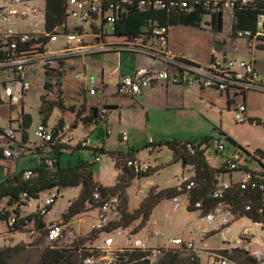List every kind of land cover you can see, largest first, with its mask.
<instances>
[{
	"label": "rangeland",
	"instance_id": "374dc122",
	"mask_svg": "<svg viewBox=\"0 0 264 264\" xmlns=\"http://www.w3.org/2000/svg\"><path fill=\"white\" fill-rule=\"evenodd\" d=\"M39 1L43 10L44 0ZM39 14L41 18L44 17L43 12L40 11ZM66 24L70 28L82 25V21L79 18L68 16ZM95 25L98 26L99 21L95 22ZM82 27L84 30H88L89 22L83 24ZM107 29L108 31L112 30L111 24L107 26ZM64 31L65 28L63 27L57 40L47 44V54L57 52L59 55L67 47L68 41L66 33H63ZM230 31L227 26L219 32L209 28L173 26L169 31L170 46L175 52H192L193 58L205 62L211 54L218 58L225 56L227 58L238 57L251 60L261 73L260 76H264V50H256V48L250 47L251 42L247 38L232 37ZM93 43L96 45L95 42ZM217 43H221V45L219 44V46ZM103 49L105 50L102 51H106L107 48L103 47ZM90 52L62 57L60 62L66 73L62 76H55L53 79L43 76L42 71L34 77L32 70H28L27 79L32 82L31 89L22 95L18 105H11L7 100L0 104V128L7 129L12 126L15 129L16 139L21 141L22 135L26 134L27 138L23 140V145L27 147L40 145L41 141L36 137L35 129L42 122L41 107L43 98H49L47 100H50L53 97L55 99V96L48 95L49 91L44 87V83L49 86L51 92L62 91L64 97H66L65 105L67 107H70V104H81L84 99L87 100V105H89L90 102L96 100V97L88 94L84 95L83 81H78L74 75L78 71L81 72L82 77H84V72L87 75H94L97 79V85L102 89L104 102L109 105H116L117 109L108 111L106 121H99L97 126L77 123L75 128H69L68 132L72 136L70 146L75 147L79 144L80 139L89 137L91 140L90 147H102L106 153H101V160L94 162L91 149L74 148V150H71L74 152L64 153L62 158L71 163L79 158L94 162L92 165L93 180L100 183L103 188H111L115 185L119 170L115 166V161L107 152L118 149L126 154L133 147L136 159L149 165L151 169H154V172L147 176H134L130 180L124 191L127 210L137 209L151 190L160 192L176 188L181 183L186 182L194 173L190 166L183 167L180 161L173 162V152L167 146H152L148 149L146 146H148L150 139L154 140L155 143L159 140L202 139L213 134L214 128H219L251 155L257 150L264 152L263 92L248 91L243 111H236L235 104L241 102L240 98L233 100L232 93H230L227 100L226 96L224 94L220 95L218 90L202 87L198 82H194L192 85L168 83V89H164L165 86L158 83V85L145 88L141 94L132 100L130 97L117 94L116 84L125 70L136 66L137 54L130 52L100 53L95 49L94 52ZM130 56H132L131 60L129 59ZM38 64L39 62L33 63L29 66V69H36ZM83 64H85V68ZM69 107L66 108L65 113H62L64 110L53 107L48 117L47 127L51 129L63 114L66 119L65 123L71 124L74 118L68 112ZM237 113L244 119L243 122L235 119ZM22 115L26 117L27 121V125L23 129L20 126V122L23 120ZM248 118L257 121L258 124H251ZM124 132L128 134V140L119 141V137ZM1 141H5V138H1ZM228 149L230 152L236 150L239 155L238 164L240 166L246 165L254 170L260 169L261 165L256 159L238 150L236 146L227 141L226 151ZM15 151L16 153L19 151L18 146L15 147ZM24 152L28 153L27 150H24ZM207 160L211 166L221 165L220 156L214 154V152L207 155ZM36 161L37 156L33 154L15 159H0V181L7 177L6 165H9L8 163L13 162L15 165L21 163L22 166L27 167L36 163ZM261 162L264 164V157ZM228 176V173L224 174V179H228ZM233 177L237 178L235 175ZM81 191V186L61 187L58 198L46 215L47 220L61 222L62 214L67 209L69 200L77 198ZM39 196L38 200L32 199L25 210H35L36 205L47 197V192ZM176 197L178 203H175L173 198L160 200L152 210L148 220L143 224L142 218H139L131 222L124 230H118L111 234H101L96 244L103 247L101 250L105 252V255L99 257L96 252L89 249L88 253H94L95 255L83 259L84 256L88 255L84 254L87 253V250L78 251V264H106L113 261L117 251L121 250L123 246L133 245L136 238L141 239L144 246L155 248L168 245L169 238L181 237L183 234L186 237L188 235V238L194 241L196 253L200 257V264H207L210 254H216L218 250L231 247L230 243L222 240L221 232L228 241L240 238L245 232L251 233L253 239L249 244L250 251L264 254L262 239L264 228L260 223L254 222L246 215L236 218L229 215V222L226 225L227 223L224 222L226 215L218 212L215 213V218L210 223H206L200 210L189 211L187 209L188 199L186 194H179ZM96 219L97 213L94 211L78 215L68 221L69 223L66 222V224H63L65 231L55 245L60 246L58 248H63L74 242H79L82 237L86 236V233L91 232L93 225L96 224ZM50 223L46 221L44 224L47 226ZM196 225H201L210 232L213 230L216 232L202 236L199 232H192ZM5 229V222H0V248L7 244L15 246L17 250L10 253L11 258L8 264H35L44 250L47 249L44 241L46 227L38 232L33 227L32 233L30 228L23 227L21 231H16L7 236L9 238L8 242H6L7 239L3 235ZM150 230L156 231L159 236L149 235ZM108 236L111 237L112 243L106 245L105 239Z\"/></svg>",
	"mask_w": 264,
	"mask_h": 264
},
{
	"label": "trees",
	"instance_id": "16d2710c",
	"mask_svg": "<svg viewBox=\"0 0 264 264\" xmlns=\"http://www.w3.org/2000/svg\"><path fill=\"white\" fill-rule=\"evenodd\" d=\"M112 2L117 3L116 1ZM140 2L141 0H130L129 4L120 3L119 9H115V13L113 14L114 19L111 23H107L106 19L101 17L100 13H94L91 15L90 21H87L89 22L88 30H84L82 26L86 21H82V25L68 28L66 21L67 17L70 15L67 12L66 0H45V26L49 32H56L57 34H61V30L64 27L65 31L63 33L75 31L84 36L87 35V38L85 37V43L95 42L97 44L101 41H115L121 44L124 42L133 43L134 40L138 39L140 36H144L145 39H148V37L146 38L145 31L154 26H166L169 28V31L173 26H191L203 29L200 22L203 15L208 13V10L202 5L190 9L189 6L183 7L181 5H166L163 3L164 5H161V8H154L148 4L146 0H143L142 4H140ZM256 4L258 6L256 9L250 7L241 9L235 8L232 27L238 29L254 28L256 16L264 8V1L256 0ZM115 6L117 7V5ZM104 8L106 9V6H104ZM218 19L220 20L219 16ZM97 21H99L98 26L95 25V22ZM109 24L112 26L111 31H108L107 29ZM223 28L221 22L217 21L214 30L219 32ZM230 32L233 34L232 30ZM232 37L234 36L232 35ZM218 44L221 45V43ZM256 50H264V44L256 46ZM100 53H118V51L106 50L100 51ZM59 60L60 59H58V61ZM64 73H66L65 69L59 72L56 76H62ZM44 74L45 76H50L48 72H45ZM80 81H83L84 95L88 94L95 96L96 100L87 105V100L84 99V102L81 104H70L71 106H68V112H70L74 118V121L70 124V129L75 127L77 123L94 126L101 120L106 121L107 112L117 108L116 105H109L104 102V95L102 94V89L97 85V79L96 94H90L88 92L84 79ZM248 91H246V93ZM252 91L257 90L253 89ZM219 93L220 95L224 94L226 97H229L227 93L220 91ZM246 93L242 97L244 106ZM59 94L60 95L56 99H52L51 102L48 101L47 98H43V105L41 107V119L43 123H46L53 107H58L64 111L68 108L65 105L66 97H64L62 91H59ZM127 97L134 100L136 96ZM22 116L23 120L20 122L21 129L27 125L26 117L24 115ZM248 121L251 124H258L257 121H253L250 118H248ZM64 123L63 117H60L57 120L56 124L51 128L55 135ZM213 131V134L205 136L202 139L159 140L157 143L150 141L147 144L148 146H146L147 148H152V146H167L173 152V162L181 161L183 166L190 165L194 173L186 182L181 183L176 188L160 192L157 190H151L139 207L131 211L127 210L128 207L124 198L125 189L128 187L130 180L134 176H147L154 172L153 169H150L146 173H134L131 168L126 166L125 161L128 158L126 155L127 153L123 154L118 149L108 151L107 153L115 161V166L119 170V174L113 187L103 188L100 183L93 180L92 165L94 162H88L81 158L77 159L74 163L68 161L65 164L60 161V157L63 153L74 152L71 151L72 149L74 150V148L81 150L91 149L92 156L96 154L95 152H105L103 148H91L88 146L90 143L86 146L81 145V140L89 137L80 139L78 142L79 144L75 147L70 146V138L67 142L59 143L58 145H50L48 142H42L40 145H35V148L29 149L30 153H28L37 156L38 159L31 168H28L32 173L31 176L27 179L24 178V172L27 170L24 169L19 170L11 177H6L0 181V222L4 221L6 224V229L3 232V235L7 239L6 242L9 241L7 236L16 231H21L23 227L30 228L32 233L33 227L35 228V231L38 232L40 229H44L49 225L46 226L44 224L45 216L51 210L54 201L58 197L47 207V213L45 215L39 214L36 209L32 212L26 213L27 211L25 210V207L28 206L32 199L38 200L40 194L48 192L53 188H57L59 191L61 187H82L80 195L77 198L69 200L68 207L61 217L62 224H66V222L76 216H80L90 210H94L97 213L99 203L95 202L92 198V188L96 183L100 184L103 197L107 194L119 195L123 203L119 216L115 219L109 220L108 223L100 229H92L91 232L86 233V236L82 237L79 242H74L63 248H58L60 246L55 245L62 236L55 241H48L46 239V231L44 241L46 242L47 249L44 250L35 264H78V251L87 250V253L84 254L88 255L84 256L83 259L95 255L94 253H88L89 249H91L92 252H96L99 257L105 255V252L101 250L103 247L96 244L101 237V234H111L117 230H124L131 222L139 218H142L143 224L148 220L152 210L160 200L164 198H173L179 194H186L188 199L187 209L189 211L200 210L202 217L220 205L229 208L230 216L232 218L246 215L254 222L260 223L264 228V189H241L235 182L242 176L244 171L251 170L254 177L259 180V183L264 185V164L261 162V159L264 157V152L257 150L251 155L219 128H214ZM212 135L223 137L225 144L228 141L236 146L238 150L245 152L247 155H251L252 158L256 159L261 165L260 169L254 170L248 168L246 165L239 166L237 169L226 168L222 164L223 157L230 156V154L236 152V150L230 152L228 149L226 151V145L224 150H216L212 148L209 145ZM22 139H26V134L22 135ZM120 140H122L121 136L119 137V141ZM189 142L194 146L195 151L193 154L189 152L186 146ZM43 147L45 148L43 149ZM211 152L220 156L221 165L216 167L210 165L207 160V155ZM0 158L3 157L0 155ZM48 158L52 160V167H49L46 163ZM239 171H242L240 176L233 180L230 177L231 173ZM226 173L229 175L228 179H224V174ZM226 180L230 183V188L224 192L223 197L220 199L213 198L212 190L214 187L220 181ZM190 181H193L194 185L191 188H186V185H188ZM23 193H25V196H22ZM197 203H199V205H197ZM247 205L250 206V209L248 210L246 209ZM12 217H14L15 221L10 224L9 222ZM211 232L214 233L216 231L213 230ZM211 232L207 235L212 234ZM152 249L153 248L151 247L141 248L134 245L123 246L121 250H118L115 254L114 260L109 261L106 264H200L199 254L194 251L181 250L177 247H169L166 249L158 247V252L154 255L152 254ZM15 251H17L15 246H9L7 244L0 248V264H8L9 259L11 258L10 253ZM217 253L226 257L228 260L233 261L235 264H264V261L258 260L249 252L242 249H224L218 250Z\"/></svg>",
	"mask_w": 264,
	"mask_h": 264
},
{
	"label": "built area",
	"instance_id": "2783aa9c",
	"mask_svg": "<svg viewBox=\"0 0 264 264\" xmlns=\"http://www.w3.org/2000/svg\"><path fill=\"white\" fill-rule=\"evenodd\" d=\"M112 1H116L117 3H113ZM146 1L154 8H161V5H164L163 3L166 5H181L183 7L189 6L190 9L202 5L208 10V13L203 15L200 22L203 28L214 30L217 21H220L222 27L227 26L232 30L234 37L249 39L251 42L250 47L256 48V46L264 44V8L256 16L254 28L238 29L232 27L234 9L245 7L256 9L258 8L256 0ZM120 3L129 4L130 0H66V7L70 16L79 18L81 21H86V23L90 21V17L94 13H100L101 17H104L107 23H111L114 19L113 14L115 13V9H119ZM142 3L143 0H141L140 4ZM104 6H106V9ZM40 11L44 14L43 18L39 14ZM168 29L166 26L150 27L145 31L146 38L148 37V39L140 36L133 43L124 42L119 44L115 41H101L96 45L90 42L85 43V36L83 34L69 31L66 33V39L68 41L67 47L61 51V54L58 55L57 52L47 54V44L51 41H56L59 34L49 32L46 29L45 0L43 10L39 0H0V103L4 100H7L11 105H18L20 103L22 95L31 89L32 82L27 79L28 70H32L31 72L34 77L36 74L39 75L38 72L40 71H42L43 76H45V72H48L50 76L45 77L53 79L64 69L59 62L61 60L58 61V59L70 55H78L87 51L94 52V49L96 51H102L105 50L103 47L107 48L106 50L139 53L148 60L147 63L138 65L130 73L120 77L119 82L116 84V91L122 96H137L143 89L158 82H168L174 85H192L194 82H198L202 87L214 88L228 95L232 93L233 100L240 98L241 102L235 104L236 111H243L245 106L242 102V97L246 91L254 89L264 92V76H260L261 73L253 61L238 57L227 58L222 56V58H218L214 54H211V57L206 62L198 61L193 56L190 57L187 52H175L171 48ZM35 62H39L37 68L29 69V66ZM83 67L85 68V64H83ZM74 77L78 81L84 79L88 92L90 94H96V77L94 75H87L84 72V77H82L81 72L78 71ZM44 87L49 91L48 95L55 96V99L60 95V90L51 92L46 83H44ZM235 119L237 121L244 120L238 113L235 115ZM69 128L70 124L65 123L55 135L52 129H49L45 123L40 122L35 129V135L40 139V143L48 142L50 145H58L59 143L68 141L69 137L67 132ZM1 138H5V141H1ZM121 138L127 141L128 134L124 132ZM89 143V138L81 140V145L83 146ZM23 144L16 139L15 129L12 126H9L7 129L0 128V155L3 157L2 159L20 158L25 154L24 150L30 153L29 149L35 148V145L27 147ZM209 145L216 150H224L226 144L223 137L212 135ZM16 146L19 148L17 153L15 151ZM186 146L189 152L193 154L195 151L193 144L189 142ZM100 158L99 154L92 156L95 162L99 161ZM238 158V153H232L230 156L223 157L222 164L228 169H237L240 166L238 164ZM46 163L49 167H52L51 159L48 158ZM125 163L134 173L138 174L146 173L151 169L149 165L141 163L134 157L126 159ZM31 174L30 169H27L24 172V178H29ZM235 182L241 189H264V185L259 183V180L254 177L251 170L244 171L242 176ZM193 185V181H190L186 185V188H191ZM228 188H230L229 182L220 181L212 190V197L220 199ZM22 196H25V193ZM58 196L59 191L57 188L49 190L47 197L36 205V211L41 215H45L47 213V207ZM92 198L95 202L99 203L96 224L93 225L92 229H100L107 221L119 216L122 201L118 194H107L103 197L100 184L96 183L92 188ZM173 201L178 203L176 196L173 197ZM246 209H250V206L247 205ZM216 212L224 213L226 215L224 222H229V208L220 205L204 216L205 222L210 223L215 218ZM14 221L15 219L12 217L9 223L11 224ZM46 231V239L48 241H55L63 235L65 228L61 222L55 221L46 227ZM193 231L195 233L199 232L202 236L210 232V230L203 228L201 225H196L192 229ZM148 233L152 236H159L156 231L150 230ZM220 234L224 242L231 244L229 249H242L252 254L258 260L264 261V254L250 251L249 244L253 239L251 233L245 232L240 238L234 241H228L223 232ZM262 239L264 242V232ZM105 242L109 245L112 239L107 238ZM168 243V245L162 247L166 249L172 246L181 250L196 252L194 241L189 239L188 235L187 237L183 234L181 237L169 238ZM133 245L141 248H149L144 246L142 240L139 238L134 240ZM157 249L158 247L153 248L152 254L155 255L158 252ZM211 256H213V259L207 264H235L233 261L228 260L218 253H213Z\"/></svg>",
	"mask_w": 264,
	"mask_h": 264
},
{
	"label": "crops",
	"instance_id": "0c3cea01",
	"mask_svg": "<svg viewBox=\"0 0 264 264\" xmlns=\"http://www.w3.org/2000/svg\"><path fill=\"white\" fill-rule=\"evenodd\" d=\"M170 41H171V39H170ZM119 53V52H118ZM189 53L190 52H188V55H189ZM192 53V52H191ZM135 54H137V53H135ZM193 54V53H192ZM190 56V55H189ZM194 56V55H193ZM191 57V56H190ZM211 57V55L208 57V59ZM131 58H132V56H130L129 57V59L131 60ZM137 64H136V66H132L131 68H129V69H127V70H125L124 71V73L123 74H128V73H130L133 69H135L138 65H140V64H145V63H147L148 62V60L144 57V56H142L141 54H137ZM196 59V58H195ZM196 60H198V59H196ZM198 61H200V60H198ZM204 61V60H203ZM158 83H162L165 87H164V89H168V82H158ZM154 85H158L157 83L156 84H154ZM153 85V86H154ZM227 98V100L229 99V97H226ZM48 101H52V99L51 100H48ZM79 106V105H78ZM78 109V108H77ZM117 109V108H116ZM113 110H115V109H113ZM51 112V111H50ZM66 111H64V112H62V113H65ZM63 116H64V114H63ZM62 116V117H63ZM63 119H64V122H65V117H63ZM74 121V120H73ZM47 122H48V119H47V121H46V125H47ZM57 122V121H56ZM99 123V122H98ZM97 123V124H98ZM97 124L96 125H94V126H97ZM77 125V124H76ZM75 128V127H74ZM93 131V130H92ZM92 133V132H91ZM68 135H69V138H70V143H71V135H70V133L68 132ZM27 138V137H26ZM91 141V140H90ZM149 141H151V142H154V140H149ZM19 142H23V139H22V141L21 140H19ZM90 145H91V142H90ZM89 145V146H90ZM92 148V147H91ZM100 148H102V147H100ZM94 149V148H93ZM46 151V150H45ZM96 154H101L100 152H95ZM123 153V152H122ZM64 154V153H63ZM62 154V155H63ZM28 155V153H25V154H23L21 157H23V156H27ZM91 155H92V153H91ZM127 156H128V158L129 157H134V158H136L135 157V152H134V150H133V147L131 148V150H130V152L129 153H127L126 154ZM101 157V156H100ZM0 159H2V158H0ZM113 159V158H112ZM38 160V159H37ZM100 160H101V158H100ZM99 160V161H100ZM60 161L62 162V163H67L68 162V160H65V159H63L62 158V156L60 157ZM113 161H114V159H113ZM98 162V161H97ZM181 162V161H180ZM209 162V161H208ZM9 165H6V168H7V171H8V173H7V177H11L12 175H14L17 171H19V170H24V169H28V168H31L32 166H33V164L32 165H29V166H27V167H25V166H22L21 165V163H20V165H15V163H8ZM182 166H183V164H182ZM186 166H190V165H186ZM183 167H185V166H183ZM117 168V167H116ZM190 168L192 169V167L190 166ZM154 170V169H153ZM240 174H241V172H236V173H231V175H230V177L233 179V180H235L236 178L235 177H233V175H235L236 177H239L240 176ZM224 180V179H223ZM227 181V180H226ZM74 199V198H73ZM30 203V202H29ZM28 206H29V204H28ZM27 206V207H28ZM27 207H25V208H27ZM36 209V208H35ZM27 211V210H26ZM32 211H34V209H31L30 211H27L26 213H29V212H32ZM66 211V210H65ZM50 212V211H49ZM48 212V213H49ZM92 212H94V210H90V211H88L87 213H92ZM62 220V219H61ZM53 222V221H49V220H47V218H46V216H45V222ZM55 222V221H54ZM69 223V222H68ZM118 231V230H117ZM116 232V231H115ZM107 238H111V237H107ZM106 238V239H107ZM105 239V240H106ZM112 243V242H111ZM105 244H106V242H105ZM107 245V244H106ZM210 257H211V259H210ZM210 257H209V260L207 261V263L208 262H210V261H212V259H213V256H211V254H210Z\"/></svg>",
	"mask_w": 264,
	"mask_h": 264
},
{
	"label": "water",
	"instance_id": "95a60500",
	"mask_svg": "<svg viewBox=\"0 0 264 264\" xmlns=\"http://www.w3.org/2000/svg\"><path fill=\"white\" fill-rule=\"evenodd\" d=\"M189 55L192 56V53L190 52Z\"/></svg>",
	"mask_w": 264,
	"mask_h": 264
},
{
	"label": "clouds",
	"instance_id": "9594fccd",
	"mask_svg": "<svg viewBox=\"0 0 264 264\" xmlns=\"http://www.w3.org/2000/svg\"><path fill=\"white\" fill-rule=\"evenodd\" d=\"M51 100V99H50ZM46 124V123H45ZM65 124V123H64ZM95 162V161H94Z\"/></svg>",
	"mask_w": 264,
	"mask_h": 264
}]
</instances>
